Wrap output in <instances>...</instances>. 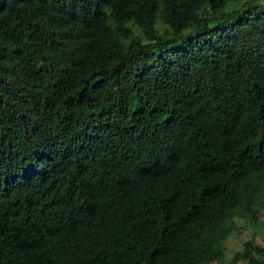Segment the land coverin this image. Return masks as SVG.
<instances>
[{"label": "trees", "instance_id": "trees-1", "mask_svg": "<svg viewBox=\"0 0 264 264\" xmlns=\"http://www.w3.org/2000/svg\"><path fill=\"white\" fill-rule=\"evenodd\" d=\"M238 1L0 0V264L222 257L264 198V4Z\"/></svg>", "mask_w": 264, "mask_h": 264}, {"label": "rangeland", "instance_id": "rangeland-1", "mask_svg": "<svg viewBox=\"0 0 264 264\" xmlns=\"http://www.w3.org/2000/svg\"><path fill=\"white\" fill-rule=\"evenodd\" d=\"M257 3L264 4V0H239L230 3L227 8L244 12ZM252 209L253 214L247 211L233 218L231 231L223 244L222 257L205 264H248L242 258L245 249L251 254L257 249L264 250V198L252 205Z\"/></svg>", "mask_w": 264, "mask_h": 264}]
</instances>
